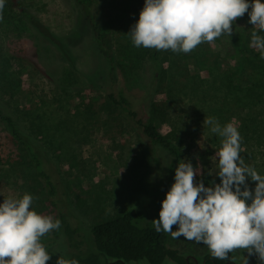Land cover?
Listing matches in <instances>:
<instances>
[{
  "label": "rangeland",
  "instance_id": "374dc122",
  "mask_svg": "<svg viewBox=\"0 0 264 264\" xmlns=\"http://www.w3.org/2000/svg\"><path fill=\"white\" fill-rule=\"evenodd\" d=\"M23 2L55 40L39 34L15 7L4 6L0 94L53 166L69 218L81 226L85 253L96 249L91 228L98 222L138 208L151 224L155 203L165 197L177 167L173 153L152 142L111 102V92L123 90L145 118L153 116L152 97L166 108L160 129L173 137L181 159L191 161L199 173L195 182L202 180L205 186L220 182L215 153L221 138L203 125L208 117H215L221 126L232 122L238 128L241 156L264 175V95L247 107L238 101L243 78L253 66H264L260 52L251 46L255 29L247 13L233 23L231 36L202 43L190 53L162 51L160 66H155V49L135 47L128 33L145 0H94L97 32L76 0ZM101 28L109 32L107 43L98 35ZM241 39L247 47L237 44ZM250 117L258 120L245 126ZM247 182L255 188L256 182L250 178ZM25 192L33 196L31 208L61 222L44 182L0 118V202ZM41 242L51 255L46 264H56L60 254L69 259L75 251L62 225ZM169 246L190 259L209 252L202 243L183 236L173 239L171 234ZM246 252L236 250L231 261L242 264ZM253 264H260L258 258Z\"/></svg>",
  "mask_w": 264,
  "mask_h": 264
},
{
  "label": "clouds",
  "instance_id": "9594fccd",
  "mask_svg": "<svg viewBox=\"0 0 264 264\" xmlns=\"http://www.w3.org/2000/svg\"><path fill=\"white\" fill-rule=\"evenodd\" d=\"M5 0H0V19ZM255 29L251 46L264 59V0H145L138 21L128 32L133 45L158 51L190 53L202 43L211 44L233 33V23L245 15ZM210 132L221 138L215 155L220 182L205 186L191 161L181 159L174 182L153 219L156 232L183 236L206 245L212 258L229 259V253L246 250L264 264V175L245 163L242 137L228 122L204 119ZM248 178L255 188L248 185ZM33 196H10L0 202V264H46L51 255L41 238L61 226L59 219L31 208ZM178 225L175 231L173 226ZM56 264H79L61 254ZM244 264H248L245 256Z\"/></svg>",
  "mask_w": 264,
  "mask_h": 264
},
{
  "label": "trees",
  "instance_id": "16d2710c",
  "mask_svg": "<svg viewBox=\"0 0 264 264\" xmlns=\"http://www.w3.org/2000/svg\"><path fill=\"white\" fill-rule=\"evenodd\" d=\"M76 1L82 6L97 32L99 26L93 10L94 0ZM6 5L9 8L11 5L19 10L20 14L43 37L55 40L49 28L29 12L23 0H5L4 6ZM126 13L127 10L123 12L122 16ZM106 28H101L100 32H98V35L103 38L104 43L108 42L110 36ZM237 44L247 47V43L243 39L238 41ZM161 53L162 51L156 49L152 53L155 66H160ZM13 57L16 56L13 55ZM242 81H244V84H239L241 85L239 91L242 94L241 98H238L239 102H243L247 107L262 100L260 97L264 95V66H253L251 72L247 74V78L245 76ZM108 97L128 119L134 121L142 129L152 142L161 144L173 153L175 157L174 164L178 166L182 156L181 148L174 142L172 136L163 133L160 129L163 117L167 114L165 107L157 104V101L152 97L149 108L153 116L145 118L139 115L133 101L123 90H119L117 93L111 92ZM5 103L7 101L0 94V118L5 122L13 140L21 147L26 157H28L34 173L44 182L48 198L60 214L64 233L68 238L70 246L75 249L69 259H77L79 264H109L110 260L118 264H126L131 261L142 262V260L148 264H169L170 261L176 264L189 263L188 259L177 248L169 246L170 234L163 231L156 232L152 223L146 224L144 212L138 208L128 209L94 224L91 228V233L96 249L95 251L85 253L82 247L84 240L81 234V226H75L69 218L66 200L60 192L53 166L43 157L37 142L30 134L23 130L19 121L8 111ZM255 117L248 118V121L244 122V125L246 126V123H255L258 120ZM164 198V196H161L155 203V219L159 218V211L162 207L161 202ZM230 258L231 253H229V259L227 260L213 259L210 252H208L203 258L196 256L190 259V261L191 264H199V262L200 264H233ZM106 260L109 261L106 262Z\"/></svg>",
  "mask_w": 264,
  "mask_h": 264
},
{
  "label": "flooded vegetation",
  "instance_id": "af4514ba",
  "mask_svg": "<svg viewBox=\"0 0 264 264\" xmlns=\"http://www.w3.org/2000/svg\"><path fill=\"white\" fill-rule=\"evenodd\" d=\"M245 256L248 257V264H253L255 262V260L257 259V256L256 255L249 256L248 255V252L245 253ZM187 259H188V262L190 263V258L187 257ZM231 262H233V264H236V262H234V261H231ZM110 263H112V262H110ZM115 264H118V263H115ZM242 264H244V262Z\"/></svg>",
  "mask_w": 264,
  "mask_h": 264
}]
</instances>
